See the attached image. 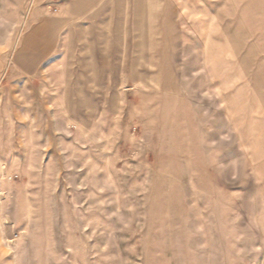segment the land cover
Segmentation results:
<instances>
[{
  "label": "rangeland",
  "instance_id": "obj_1",
  "mask_svg": "<svg viewBox=\"0 0 264 264\" xmlns=\"http://www.w3.org/2000/svg\"><path fill=\"white\" fill-rule=\"evenodd\" d=\"M105 1L0 0V264H264V0Z\"/></svg>",
  "mask_w": 264,
  "mask_h": 264
},
{
  "label": "crops",
  "instance_id": "obj_2",
  "mask_svg": "<svg viewBox=\"0 0 264 264\" xmlns=\"http://www.w3.org/2000/svg\"><path fill=\"white\" fill-rule=\"evenodd\" d=\"M164 2L171 3L173 7H177L179 9L182 8V5L185 3V0H163ZM139 11L137 12V25H134V21L130 19L129 22H124L122 18L124 17L123 11H121V7L117 9L114 13L119 15V19L116 21H113L111 19L103 20L99 19L101 18L102 11L105 9L109 13H112L113 8L112 5L107 7L106 5L108 4H113L112 0H107L105 1V5L101 8V11H95L93 15L88 17L87 19L93 20L92 23H88L86 25H80L78 27V47H79V52L84 51L83 55L85 56V51L88 52L87 54L89 55L88 58L85 57V60H88L90 62H93L96 64V62H102V61H109L110 58H104L103 57V52L101 50V43L102 40H105V44L107 47H112L111 42L109 40L114 37L119 35L116 32H113V34H110L109 32H106V30L114 29L115 31L117 30H128V29H138V36L140 40H144L146 37L145 30L144 29H150V22L149 20L145 19L148 16L149 9H151L152 4L156 6H160L162 3L161 0H139ZM194 2H192L193 4ZM195 4V3H194ZM163 5V4H162ZM80 8V7H79ZM71 8L65 9V14L66 11L70 12ZM181 11V10H180ZM161 12V11H160ZM197 18L200 17V15L196 16ZM117 19V18H116ZM121 19V20H120ZM42 25V26H41ZM38 29H43L45 28L46 30L53 27V23H44L41 24ZM45 26V27H44ZM87 33V34H86ZM121 35V34H120ZM127 35V34H126ZM70 36V34H69ZM109 39V40H108ZM109 42V44H107ZM115 47V46H114ZM40 50V49H39ZM109 53L110 50L108 49ZM40 52V51H39ZM70 53V50L68 51V55ZM82 54V53H81ZM83 60V58H81ZM94 70H96V66H94ZM105 66H102L104 68ZM132 77H142L139 76L138 74L132 75Z\"/></svg>",
  "mask_w": 264,
  "mask_h": 264
}]
</instances>
